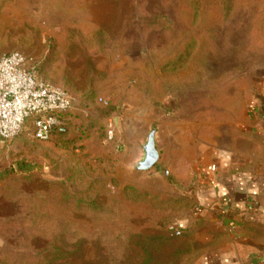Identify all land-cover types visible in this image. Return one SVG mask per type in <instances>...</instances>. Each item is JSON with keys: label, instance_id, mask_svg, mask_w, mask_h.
Returning <instances> with one entry per match:
<instances>
[{"label": "rangeland", "instance_id": "374dc122", "mask_svg": "<svg viewBox=\"0 0 264 264\" xmlns=\"http://www.w3.org/2000/svg\"><path fill=\"white\" fill-rule=\"evenodd\" d=\"M16 51L75 105L49 141L28 121L0 144V264H194L205 226L172 235L194 210L173 137L199 145L256 97L264 0H0Z\"/></svg>", "mask_w": 264, "mask_h": 264}, {"label": "crops", "instance_id": "0c3cea01", "mask_svg": "<svg viewBox=\"0 0 264 264\" xmlns=\"http://www.w3.org/2000/svg\"><path fill=\"white\" fill-rule=\"evenodd\" d=\"M255 87L246 111L194 136L199 145L174 134L175 160L192 162V217L205 226L194 264H264V70Z\"/></svg>", "mask_w": 264, "mask_h": 264}, {"label": "built area", "instance_id": "2783aa9c", "mask_svg": "<svg viewBox=\"0 0 264 264\" xmlns=\"http://www.w3.org/2000/svg\"><path fill=\"white\" fill-rule=\"evenodd\" d=\"M107 106L109 102L100 99ZM75 99L64 88L45 81L32 60L16 51L0 55V144L19 136L31 121L34 137L47 142L67 125ZM116 126L106 125V143H115ZM180 235L176 227L172 228Z\"/></svg>", "mask_w": 264, "mask_h": 264}, {"label": "water", "instance_id": "95a60500", "mask_svg": "<svg viewBox=\"0 0 264 264\" xmlns=\"http://www.w3.org/2000/svg\"><path fill=\"white\" fill-rule=\"evenodd\" d=\"M153 147H154L153 143L150 142L148 147L146 148V159L144 162L141 163L140 167H138L142 171L151 169L158 161V158L153 153L154 152Z\"/></svg>", "mask_w": 264, "mask_h": 264}, {"label": "trees", "instance_id": "16d2710c", "mask_svg": "<svg viewBox=\"0 0 264 264\" xmlns=\"http://www.w3.org/2000/svg\"><path fill=\"white\" fill-rule=\"evenodd\" d=\"M45 80V79H44ZM46 81V80H45ZM56 86H58V85H56ZM60 87V86H59ZM63 88V87H62ZM65 89V88H64ZM65 90H67V89H65ZM68 91V90H67ZM69 92V91H68ZM70 93V92H69ZM73 96V95H72ZM103 105V104H102ZM108 106L109 105H107V106H104L103 105V107H105V108H108ZM37 140V139H36ZM39 141V140H38ZM191 220V223L190 222H188L187 221V224H186V226L185 227H183V226H181L180 225V222L178 223V225H177V229L179 230V232H180V235H177L176 234V232L174 231V230H172L173 232H172V235L173 236H176V237H180V236H182L185 232H186V230L188 229V228H190L192 225H193V229H195L196 231L198 230V228L199 227H201V225H204L202 222H200V221H198V220H195L194 218H191L190 219Z\"/></svg>", "mask_w": 264, "mask_h": 264}]
</instances>
